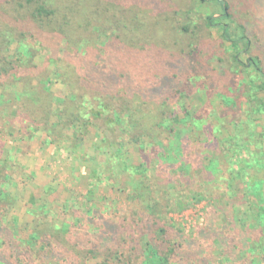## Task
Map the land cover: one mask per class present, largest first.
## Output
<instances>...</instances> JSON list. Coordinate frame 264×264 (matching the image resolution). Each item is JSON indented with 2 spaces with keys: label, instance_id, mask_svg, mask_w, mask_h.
Returning a JSON list of instances; mask_svg holds the SVG:
<instances>
[{
  "label": "rangeland",
  "instance_id": "1",
  "mask_svg": "<svg viewBox=\"0 0 264 264\" xmlns=\"http://www.w3.org/2000/svg\"><path fill=\"white\" fill-rule=\"evenodd\" d=\"M228 1L231 18L220 19L224 23L232 20L243 25L252 41L250 54L240 53V59L246 64L248 57H254L264 69V0ZM10 2L11 5H8ZM102 2L110 17L118 16L112 25L117 34L107 26L96 31L92 43L98 48L105 43L118 46L115 35L122 34L129 46H135L136 49L138 66L131 68L133 59L120 56L121 60L115 65L116 78L108 80L116 79L114 85L120 91L129 92L134 87L136 99L144 98L143 91L151 87V82L160 86L167 81L172 89H186L189 83L193 85L205 80V76H211L212 82L218 86L210 99L204 91L197 92L195 87L189 88L190 94L183 98L188 111L186 115L196 116L202 113L208 102L213 103L209 109L210 117L202 120L203 124L195 125L190 122L191 119L187 122L189 130L183 138L186 160L183 159L189 167H186L188 175L185 179L178 176V165L174 169L167 165L161 168L156 163L154 150H146L151 162L152 178H159L164 184L172 181L182 183L184 187L187 181L195 189L187 191L184 188L186 193L194 194L195 191L197 196L203 197L187 209L169 214L166 220V223L176 225L172 229L175 232L172 241L182 244L177 252L183 255V264H264V228L260 217L264 208V106L262 112H258L259 104L251 100L253 95L264 99V80L252 67L245 68L235 62V56L244 46H240L238 51L232 49L223 40L220 27L210 25L211 18L218 19L223 13L218 2ZM17 9L16 0H0V20L18 28L26 26L27 22L16 24L19 17ZM9 10H12L10 15L6 13ZM233 32L238 39L237 28ZM44 34L41 37L51 41L45 46L42 42L32 44L33 64L25 67L24 81H15L12 75L0 80V161L3 162L0 163V177L8 178L5 179L6 185L0 184V189L9 195L0 203V258L17 264L10 242L30 239L40 206L46 208L44 211L47 213L43 216L47 217L48 223H55L65 230L66 238L72 237L74 240L79 229L84 225L89 226V211L95 207L99 210L95 215H100L99 219L102 220L100 224L117 228L108 238L120 240L123 251L125 248L139 250L143 246L141 239L145 238L144 233L150 226L146 214L149 190L138 186V176L123 170L124 167L138 168L143 162L140 144L131 137L127 126L122 124L119 129L113 126L116 137L110 143H105L107 137L103 127L95 125L89 127L88 132L81 128H67L64 132L68 140L48 144L46 133L38 132L35 136V132L30 133V122H23L26 120L22 111L25 108L11 99L13 93L28 91L42 101L47 110L52 106V113H58L60 108L56 101L71 98L72 92L62 81L61 74H58L55 59L64 55V44L56 45L52 42L55 35ZM8 47L11 56H20L25 63L28 62L29 56L19 50L18 42ZM191 50L196 52L193 63L196 60L199 79L187 81L192 76L189 69ZM188 64L190 66L186 70ZM66 71L64 75L68 74ZM129 71L131 76L127 75ZM48 80L49 91L43 88ZM243 80L251 93L249 96L243 95L240 86ZM230 84L235 87L230 88ZM217 94L229 95L230 101L223 100ZM139 102L140 99L135 104L142 107ZM36 103L39 104L36 100L26 101L29 108L37 107ZM30 114L34 115L32 111ZM57 116L53 114L49 118L52 124L58 123ZM180 118L185 119V116ZM209 124L214 126V133L208 132ZM166 130L161 131V137L157 138L164 143L169 137V131ZM238 138L240 142L235 147L237 152H232L230 142L239 141ZM143 141L148 144L152 140L145 137ZM108 155H115V159L120 162L108 164ZM232 161H236V164H232ZM209 163L216 165L214 171L217 174L233 170L229 181H221L228 182V186L219 184L214 192L211 190L213 184H209V181L214 178L211 172L203 170V166ZM95 172L103 173L99 177L101 187L96 186V192L91 193V179ZM256 184L259 190H247L246 186L254 187ZM69 224L74 228L69 229ZM76 236L82 238V235ZM33 247L38 249L35 252L41 256L39 264H54L47 257L61 253L55 247H44V250L41 244ZM31 254L35 255L31 251L26 253ZM186 254L189 255L188 259H185ZM71 259L75 257L70 254L61 264H71ZM89 262L92 263L89 260L85 263Z\"/></svg>",
  "mask_w": 264,
  "mask_h": 264
},
{
  "label": "trees",
  "instance_id": "2",
  "mask_svg": "<svg viewBox=\"0 0 264 264\" xmlns=\"http://www.w3.org/2000/svg\"><path fill=\"white\" fill-rule=\"evenodd\" d=\"M16 1L18 7L17 13L19 15L16 24L22 21L27 22V25L23 27L19 26L18 28L3 23L0 20V80L3 77L12 75L13 80L24 81L25 67L33 64L32 44L42 42L45 46L47 42L51 41L50 39H43L41 37V34L45 33L55 35L52 42L56 45L59 44L60 46V44H64V55L55 59L57 61V69L59 70L58 74H61L62 81L72 92L71 98L58 99L56 101L57 107L60 108L57 110L58 113L56 111L52 113V106L48 107V111L45 108L46 105L39 99L37 100L32 93V95L29 94L28 91L13 93L11 95L12 101L18 104V106L22 105L25 108L22 110L26 116V120L23 122H30V133L35 132L33 136L38 134V132L46 133L48 144H59L68 140L69 137L64 132L67 128H81L88 132L89 127L95 125L103 127L107 137L105 143H110V140L116 137V131L113 130V126L119 129L122 124H125L127 126L126 130H130L131 137L140 144V154L143 157V162L138 168L124 167L123 170L134 176H138V186L149 190L146 214L149 216L147 222L150 223V226L147 227V232L144 233L145 238L142 237L141 239L143 246L139 250H135L134 248L130 251V249L125 248L123 251V249L121 250L123 245L120 240L116 239V241L113 238H108L112 236L111 233L117 230L116 226L106 227L100 224L102 222L99 219L100 215H95L99 213V210H96L97 208H91L89 211L91 216L88 217L90 219L89 226L84 225L79 229V233L77 234L82 235V238L76 236V234L74 236L76 240H74L72 237L66 238L65 230L56 226L55 223H48L47 217L43 216V214L47 213L44 211L46 208L40 206V210L36 213V227L30 239L28 241L14 240L10 242V245L14 247L12 252L15 253L16 263L39 264V261H42L40 260L41 256L35 252L38 249H35L33 246L41 244V249L43 248V250L45 249L44 247H55L61 251L60 255L47 257L50 262H55L54 264H61L65 257L70 254L75 257V259H71V264H86V260L92 262L88 264H96L97 261L99 262L97 264H183L184 257L180 255V252H177L179 248L181 249L182 244L172 241L175 234L172 229L173 227L176 228V225L172 222L166 223V220H168L169 214L185 210L193 202H200L203 197L197 196L195 191H193L194 194H187L185 189L187 191L195 189L187 181L184 187L182 183H173L172 181L164 184L160 182L159 178H152L150 176L151 162L147 158L146 150H154L156 163L161 168L167 165L169 168L174 169L178 165L176 169L179 173L177 172V174L179 177L185 179L186 175H188L185 172L186 167H189L184 162L186 159L183 155L184 150H186L183 138L188 134L187 122L191 119L190 122L195 125L203 124L202 120L210 117L209 109L213 103L211 101L208 102L204 106L202 113L196 116L186 115L188 111L183 104V98L190 94L189 88L195 87L194 89L197 92L204 91L210 99L213 93L217 91L218 86L212 82L211 76H205L204 74L205 80H199L193 83V85L189 83L186 89L181 87L172 89L167 85V81H164L165 83L160 86H157L158 83L151 82V87H146L143 91L145 99L142 97L136 99L137 93L133 94L135 92L134 87L129 92H123L118 89L116 84L114 85L116 79L108 81L109 78H116L115 65L121 60V57L130 56L133 59L131 68L136 65L137 55L136 49H134L135 46H129L125 36L123 37L122 34L115 35V39L119 41L117 43L119 44L118 46H111L112 43H105L98 48V46L92 43L95 40L97 30L105 29L108 26L109 30L114 33L117 32V30L113 31L112 25L115 19L118 20V16L110 17L108 9L104 7L102 0H75V2L73 0ZM216 1L223 13L218 19L211 18L210 25L220 27L223 40L229 43L232 49L238 51L240 46H244L243 50L238 51L235 56V62L237 65L242 64L245 68L252 67L264 80V69L257 59L250 56L247 58L246 64L240 59V53L250 54L252 45L245 27L232 20L226 23L222 22L221 19L227 20L231 18V6L228 0ZM8 5H11V2ZM10 11L12 10L6 13L10 15ZM235 28L238 31V39L234 36L233 30ZM14 42H18L19 50L23 51L24 55L29 56L27 63L20 56H11L8 46ZM102 47L104 48L102 49ZM194 51L191 50L192 53L189 57L192 58L189 69L193 77H188L187 81H191L192 78L199 79V74L196 72L199 68L197 67L196 60L193 63L196 55ZM122 53L123 55H121ZM189 66L190 64L187 65L186 70ZM65 71L68 72L67 75H64ZM237 72L242 74L239 71ZM130 74L131 71L127 73L128 76H131ZM234 74L236 73L234 72ZM47 83L49 85L50 81L48 80L42 85L43 88L49 91ZM26 86V89H28L29 84ZM233 86L235 87L233 84L229 85L230 88H233ZM240 86L244 96L251 94L246 89L247 84L244 80ZM131 94L133 96H130ZM217 95L222 97L223 100L229 99L228 101H230L231 97L229 95ZM253 96L251 100L259 104L257 111L262 112L264 99ZM138 99H140L139 103H142V107L135 104V101H138ZM29 100H36L39 103H36V106H38H30L29 108L26 104V101ZM157 101H161V103ZM226 103L230 105L227 101ZM30 111L34 115H31ZM182 113L185 119L180 118V116H183ZM53 114L58 115V123L52 124L50 122L49 118ZM169 125L171 126L169 127ZM149 130L152 132L148 133ZM163 130L169 131V137L165 143L157 139L161 137L160 132ZM208 132H215V128L211 124L208 125ZM145 137L152 140L149 142L150 144H145L143 141ZM238 140L230 142L229 148L232 152H237L235 147L240 142L239 138ZM108 156L110 159L107 160L108 164L116 165L120 162L119 159H115L117 158L115 155ZM0 163L3 164L1 161ZM232 164H236V161H232ZM215 166L213 163L203 166V170L206 173L211 172L210 174L214 178L213 181H209V184H213V189H211L213 192L215 188H219V184L228 186V182L222 183L221 181L228 180L233 174V170H227L224 174L222 172L220 173L221 175L217 174L216 170L214 171ZM102 175L103 173L101 174L100 172L93 174L92 179H98L94 182L91 179L92 188L89 190L91 193L96 192V186H100L99 177ZM6 178L7 176L0 177V184L6 185ZM257 184L254 187L248 185L246 188L248 191L252 188L251 191L256 192V190H259ZM4 194L5 196L1 197ZM7 196H9L8 193L0 189V203ZM260 217L263 221L262 228H264V208ZM68 228L73 229L74 227L69 224ZM262 233L264 236V229ZM170 234L173 235L171 236ZM46 239L54 240L48 241ZM27 251H31L35 255H26ZM186 257L188 259L189 255L186 254L185 259ZM81 260L85 261L82 262ZM0 264L15 263H10L0 258Z\"/></svg>",
  "mask_w": 264,
  "mask_h": 264
}]
</instances>
